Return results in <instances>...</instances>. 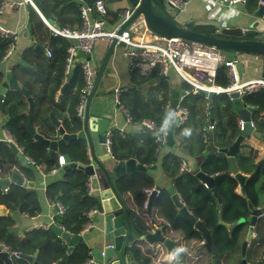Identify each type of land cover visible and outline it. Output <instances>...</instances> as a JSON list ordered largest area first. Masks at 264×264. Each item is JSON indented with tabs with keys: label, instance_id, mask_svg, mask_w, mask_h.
I'll use <instances>...</instances> for the list:
<instances>
[{
	"label": "trees",
	"instance_id": "16d2710c",
	"mask_svg": "<svg viewBox=\"0 0 264 264\" xmlns=\"http://www.w3.org/2000/svg\"><path fill=\"white\" fill-rule=\"evenodd\" d=\"M104 1L108 4L113 0ZM260 2L261 0H246L244 8L247 12L253 13ZM157 3L159 4V1ZM73 4L77 5V2L74 1ZM118 11L120 10L113 13L108 8V13L113 14V21L116 23ZM30 16L34 18V22L32 21L30 26L32 32L38 33L39 39L43 38L42 42L49 43L56 52L54 51L48 60L41 61L48 71L46 72L47 78L40 86L38 80L41 77V72L36 74L20 63L11 65V72L16 75L23 73L24 76H28L29 80L32 79L29 85L23 86L29 95L35 96L31 113L32 124L38 126V134L48 139H56V127L51 121V113L55 114L56 112L63 121L66 131L78 130L80 118L77 116L76 106L79 103L80 90L84 86L83 70L80 62L76 61L63 98L58 101L57 93L67 76L64 66L66 48L70 42L62 37L51 35L50 30L43 26L41 19L34 11H31ZM196 30L199 29L196 28ZM13 41L12 38L0 36V63L6 64L12 59L13 55L4 61L3 56L9 44L14 43ZM21 59L25 60L26 58L22 56ZM4 76V70H0V84ZM156 76L153 74L150 77H144L137 72H132L131 84L126 90L121 91L118 97L120 105L132 123H141L147 120L156 125V130L152 131L145 140V148L142 150L145 151V156L140 157L139 155V161L148 167L153 163L154 154L164 136L168 118L167 106L172 92L166 79L148 85L149 80ZM228 81L225 67L220 64L214 83L218 86H226ZM184 90L188 93L181 98L180 106L187 111V118L183 124L174 127L173 135L179 138L184 154L200 156V158L206 157L204 153L212 156L206 161L203 159L204 162H200L199 166L200 170L207 175L216 176L214 186L222 198L221 208H219L211 190L206 188L195 176L196 172L177 174L181 164L179 157L169 154L164 159L163 166L166 175L174 181V189L177 188V193L182 197L185 205L192 210L194 217L211 231V252L209 253L206 248L202 247L203 238L199 231L193 228V224L178 214L171 200L172 190L161 189L150 209L148 210L144 206L148 196L145 190H150L155 186L153 177L147 171L133 173L135 176L133 183L123 187L122 191L132 200L133 207H135L132 209V213H134L140 228L150 229L159 219L160 225L164 228L163 231L165 230L164 232L170 235L172 240H177L176 248L183 246L187 249V252L181 256L180 260L182 261L179 260V264H209L211 254L214 255L216 264H242L240 245L245 237L248 223L243 222L234 227L230 226L249 214L247 200H250L255 207L264 205V167L254 164L250 156H238L242 164L238 166L237 171L246 175V195L238 194L236 191L238 183L229 171L228 161L214 156L215 151L218 152L221 148L232 144L241 133L240 119L232 100L225 93L215 94L211 97L210 106L214 119V131L213 133L207 132V138L204 140L202 133L206 126V113L209 110V107L206 108L208 99L203 94H192L190 86L186 83H184ZM14 98L16 101L13 103ZM27 101L21 92L12 91L4 99L3 110L13 118V135L16 142L22 146L24 154L34 161V165H44L47 171H50L57 168L58 158L49 155L47 148L43 144L35 142L29 133L27 124L30 109ZM242 102L258 107L259 111H264V88L243 95ZM67 104H69L67 113H63ZM189 129L190 135H186V130ZM117 133L114 129L111 131L112 154L115 153ZM78 142L69 149L68 153L73 161H78L79 158L73 155V150L79 152L83 157L80 160L86 164L84 149ZM136 145L135 141L130 142V149H134ZM113 155L115 156V154ZM117 156L115 157L119 159ZM200 158L198 157L199 161ZM4 165V170L9 173L12 170L13 161L10 159V162ZM22 169L24 175L32 173V167H22ZM87 178L88 176L83 171L70 169L64 173L62 180H55L49 183L46 188L47 198L51 202H59L65 207L64 214L54 218V224L71 234L77 235L84 229L86 223L90 221L86 216L89 210L98 211L100 209L99 199L88 193ZM0 205L12 212L18 210L29 216L36 215L40 210L37 193L19 185L11 186L7 192L0 190ZM219 209L221 220L230 224L229 227L218 224ZM152 210H156L157 219L147 218ZM11 224L12 221L8 216L0 218V242L4 243L11 251H19L24 254H31L39 249L37 257L39 264H53L57 261L59 264H85L90 257L89 249L82 245H78L70 253H66V246L51 228L46 231L34 230L21 239L9 230ZM254 233L255 235L246 250V261L248 264H264V215L256 221ZM54 239L56 241L52 245ZM129 253L134 262L139 264H169L164 260L166 250L156 245L149 247L141 243L131 248ZM0 264L2 263L0 262ZM13 264H28V262L19 258L15 259Z\"/></svg>",
	"mask_w": 264,
	"mask_h": 264
},
{
	"label": "water",
	"instance_id": "95a60500",
	"mask_svg": "<svg viewBox=\"0 0 264 264\" xmlns=\"http://www.w3.org/2000/svg\"><path fill=\"white\" fill-rule=\"evenodd\" d=\"M123 1V0H117ZM159 1V4L157 3ZM125 7L131 10L130 17L123 22L118 33L127 29L134 21L139 20L143 24V31H149L150 33L164 38H180L187 41L203 43L205 45L214 47L222 52H230L237 55L240 52H247L264 57V37L258 36V31L255 30H243L239 26H226L220 21L214 18L199 17L181 22L170 16L163 8L164 2L170 7L165 0H124ZM162 5V6H161ZM172 8V7H171ZM179 13V10H176ZM253 16L263 19L264 17V0H261L258 8L252 13ZM52 24V21H49ZM204 27L212 32L204 30H196V28ZM124 47L123 42H117L114 38L110 41L108 50L98 67L93 87L90 90L84 110L79 117V127L77 131L68 132L61 126L60 122L51 113V121L56 127V139H48L38 134L32 125V111H33V99L29 96L28 92L21 88L15 79L13 73H5L6 79H3L0 84V109L6 96L12 91L21 92L28 100L30 107V115L27 124L29 133L33 136L34 141L43 144L51 155L54 152L62 155L65 164L61 167V172L65 173L70 169H78L83 171L87 176H93L96 169H100L105 176L108 187L100 192V209L96 211L91 219V230L89 231V243H91L90 256L92 260L90 264H135L134 260L130 256V249L134 246H138L141 243L148 245L149 247L158 246L166 250H174L176 241L168 238L163 234V227L151 229H135L133 219L129 218L130 211L127 208L124 200L120 196L115 182L124 184L127 181L129 175L135 172H146L147 167L138 163L135 158V151L132 150L130 156L126 159L116 160L112 151L108 149L106 132L108 130L109 121L113 119L114 109L117 107L116 102L110 103L105 97L97 95L96 90L103 76L105 67L109 62L112 52L115 47ZM41 47L36 44L35 48ZM77 57L90 59V54H84L77 52ZM25 65V63H22ZM238 69L239 79L242 77L244 70L243 64L239 61L236 62ZM71 72L66 76L65 82L60 89V95L64 93L70 82ZM264 78V70L262 73ZM153 83V81H151ZM118 87V84H114L107 94H112ZM201 94L209 98L208 104L211 105V97L215 95L214 92L201 91ZM185 91L173 90L171 92V98L167 106L168 120L165 129V141L166 144L172 146L174 143L173 130L177 126L179 116L177 115V105L181 97L185 96ZM228 97L234 104L235 111L237 112L240 120L243 121V129L236 140L228 147L221 148L220 151L228 156L230 162L229 171L238 183V189L242 196L246 195L245 182L246 175L238 172L235 167V155L240 151V145L246 137L252 136L264 143V132L258 131L255 127H251V113L258 111V108L247 106L242 102L238 92H231ZM96 104V109L91 108V104ZM110 108L109 113H102L101 111ZM211 112V108H209ZM145 129L148 126L142 125ZM76 141H82L87 145L89 163L82 164L73 161L68 151ZM12 157L23 167H29V162L23 151L9 141H0V162L9 163ZM112 162V170H109L105 163ZM258 166L264 167V156L257 162ZM195 176L200 180L203 185L210 189L213 196L218 202L219 208L222 206V198L219 196L215 186L214 178L216 176H210L202 171H197ZM10 183H16L19 185L30 186L32 184L25 182L22 176L17 170L11 171L8 177L0 178V187L6 188ZM161 187L156 185L148 194L146 201V208L149 210L153 200L159 194ZM171 200L176 208L178 214L187 219L193 224V228L201 234L203 241L202 247L211 252V231L204 226V224L194 217L192 210L185 205L181 200L180 195L177 192H172ZM247 206L249 214L237 222L232 224L224 223L220 217V209L218 210V224L225 227H234L240 223L247 222V230L245 237L240 245V261L242 264H248L246 261V250L253 238L255 223L261 216L264 215V205L255 207L250 200H247ZM6 208L0 207V218L6 216ZM136 220V219H135ZM51 229L54 233L60 237L67 245V249L70 250L76 245H82L88 248V242L81 234H71L66 230L51 225ZM37 251L33 254H20V258L28 262V264H39L35 257ZM16 258L11 255L10 249H3L0 246V262L2 264H13ZM182 261V260H180ZM209 264H216L214 255L211 254ZM55 264H59L57 261Z\"/></svg>",
	"mask_w": 264,
	"mask_h": 264
},
{
	"label": "crops",
	"instance_id": "0c3cea01",
	"mask_svg": "<svg viewBox=\"0 0 264 264\" xmlns=\"http://www.w3.org/2000/svg\"><path fill=\"white\" fill-rule=\"evenodd\" d=\"M3 1L4 0H2L1 2ZM74 1L77 2V5L79 6V4L81 3L90 4L89 2H91L92 0H32L34 6L24 0H6V5L2 9V12L0 13V25L12 32V39L14 40L13 41L14 51H13L12 59L8 61L9 64L0 63V70H4L5 73L7 72L12 73L11 65H13L14 63H20L23 67L33 70L36 74H39V72H41V77L38 80L39 81L38 85L40 86L41 83H43L45 79L47 78L46 72L48 71V69L41 63V61H43L44 59L48 60L52 56V53L54 51L56 52V50L52 48V46L49 43L42 42L43 38L39 39L37 35L38 33L34 34L32 32V29L30 28V26L32 25V21L34 22L33 20L34 18L30 16L31 11H34L39 16L43 26L45 27L47 26L45 25L43 19L47 21H52V24H54V26H57V27L70 26L72 28H79L80 23H81L80 15L78 12L77 5L73 4ZM207 1L208 0H187V4L182 11H185L190 3H194L195 7L199 8V11L198 9H192L191 13H188L187 16L177 21L181 22L183 20L199 18V17L214 18L226 26H231V25L239 26L243 30L258 31L259 32L258 36H261L260 32L263 30V27H264V17L263 19H260V18L253 16L252 13H249L245 10L243 4H236L233 6H228L225 3H221L219 0H210V3H208ZM124 7H125L124 0L123 1L113 0L107 4V8H109V10L113 13L114 12L116 13L117 10H121ZM180 12L178 13L179 15L178 18L180 17ZM116 24H117L116 21H113V14L108 13L107 26H106L107 29H110V30L113 29L116 26ZM109 43L110 42L104 40V41H97L93 45L91 62L93 65L92 68L95 71V76H96L98 67L100 66L106 54V51L108 50ZM36 44H39L40 46H42V48L41 47L35 48ZM46 51L51 52L50 57L47 56ZM122 51H123L122 47L116 46L114 48L112 55L109 59V62L107 63L105 67L103 76L101 77V80L96 90V93L98 96L107 98L112 104L114 103V91L112 94H107L106 93L107 90H109L114 84L117 83L118 84L117 88L122 89L123 91V90H126L131 84V73L132 72H129L128 63H127L126 58L123 56ZM231 54L227 53L225 54V56L228 59H232L234 62L239 61L243 64L244 70L242 72V77H241L242 81L263 78L262 77V73L264 70L263 57L256 55V54L247 53V52H240L237 55H234V54L231 55ZM22 56H24L26 59L25 60L21 59ZM22 63H25V65H23ZM69 72H71V76H72L73 66L71 67V70H69ZM153 74H156L157 76L151 78V80H149L148 85L155 84L161 79H166V81L170 84L172 91L179 90V91H185L186 94L188 93V91L184 90V82L172 70H168L166 75H162V74H159L157 71H154L150 76H152ZM14 76H15L17 84L21 88H23L25 84L29 85L30 82L32 81V79L29 80L28 76H24L23 73H18L17 75L14 74ZM71 76H70V79H71ZM95 76H94V79H95ZM150 76H147V77H150ZM4 79H6V77H4ZM65 79L63 83L65 82ZM151 81H153V83H151ZM34 84H33V87H34ZM59 95H60V91L57 93L58 101L63 98L64 93L61 95L60 99H58ZM29 96L32 97V99L34 100L35 96H31V95ZM205 97L209 100L207 96ZM241 100H242V97H241ZM15 101H16V98H14L13 103ZM3 104L0 109V141L5 140V141L13 142L18 147L19 150L23 151L22 146H20L16 142V138L13 135V126H14L13 118L10 116V114H8L7 112H5V110H3ZM28 105H29V102H28ZM208 105L206 106V108L207 107L211 108V106L210 105L208 106ZM246 105L251 106L248 104ZM68 107H69V104L65 106V111L63 113H67ZM251 107L258 108L254 106H251ZM91 108L96 109V104L94 102H92ZM101 112L109 113L110 108L103 110ZM209 112L210 110H208L206 113L207 118H206V126L204 127V130L208 127V125L214 123L213 122L214 119L212 115V108H211V112L210 113ZM53 115L60 122L61 126H63V121L57 116L56 112L55 114L53 113ZM50 118H51V114H50ZM128 118L129 116L123 108L116 107L114 109L113 119L109 121L108 130H107V131H112L114 129L118 132L117 139H116L115 146H114L115 153L113 154H115V156L118 155L117 156L119 158L118 160L126 159L130 156L132 150H134L136 161L142 164L139 161V155L140 157L145 156V151H142V150L145 148V140L149 137L152 130L149 127L148 129H145V127L143 128L142 127L143 124L132 123L130 120H128ZM251 121L253 122L254 127L258 131L264 132V111L258 110L255 113H251ZM166 125H167V122H166ZM33 126L36 132L38 133V130H37L38 126L37 125H33ZM213 131L214 130H210L209 132L213 133ZM173 139H174L173 145L172 146L167 145L165 141V132H164V136L160 142V145L157 147V150L154 154L155 159L153 163L149 167L145 164H142V165L147 167V172L153 177L155 186L158 185L161 187V189L166 188L169 191L172 190L173 192H178L176 187H175L176 190L174 189V181L172 180V178L168 177L165 173L164 166H163L164 159L169 154H174L175 156L180 158L181 164H180L179 172L177 173L179 175V174H184V172L194 173L197 171H201L200 166H199L200 162H204V160L206 161L210 159L212 156L210 154L208 155L207 153H204L206 155V157L204 158L202 157L200 158V156L195 157V156L186 155L184 154V149H182L181 147L179 138L174 137L173 135ZM132 141H135L137 143L134 149H130V142L132 143ZM76 143L77 141L75 142V144ZM78 143L84 149L86 161L87 163H89L90 160L88 157L87 145L83 143L82 141H79ZM251 149H253L254 151H252ZM215 152L216 154H214V156L216 155L215 157L219 159H226L229 163V168H230V162H229L228 156L225 153L221 152L220 150L218 152L217 151ZM51 155L56 156L57 158L59 157V154L55 152ZM73 155L77 156L79 160L83 158L81 157V154H79V152H76L74 150H73ZM238 156H244V157L250 156V159L253 160V163L257 164V162L261 159V157L264 156V143H262L256 138H253L252 136L246 137L240 145V151L235 155V158H234L236 170L238 169V166L242 164V162L238 159ZM25 157L27 158L29 162V167L30 168L32 167V173H30L29 175H24V172L22 169L23 166H21L20 163L17 161V159L14 157H12L13 167L11 171L17 170L19 174L22 176V178L25 180V182L30 183L32 185L28 187V186L19 185L16 183H10L7 186V188L9 189L13 185H19L25 189L34 190L37 193L38 204H39L40 210L36 215L29 216L25 213H21L18 210L12 212L8 208L5 207L6 212H7L6 216H8V218H10L12 221V224L9 227V230L13 234H15L16 237L21 238V239H23L26 235H29L34 230L46 231L47 229L51 228V225L56 226V224H54V218L59 215H63L65 212V207H63L59 202H51L46 196V188L48 184L55 180H62L64 177V173L60 171L61 167L58 166V159H57V168L47 171L44 165H34V163L30 162V160H32L30 159V157L26 155ZM198 157L200 158V161L198 160ZM115 159L117 160L116 157ZM79 160L76 162L85 164L81 160L80 161ZM105 165L109 170H112L113 167H112L111 161L106 162ZM4 168H5L4 163L0 162V178L8 177L11 173V171L9 173L6 172ZM197 168L199 169L197 170ZM54 170L56 171L53 172ZM134 179H135V176L131 174L129 175V177L127 178V181L124 184H120L118 183V181H116L115 185H116V188L120 196L122 197L127 208L130 211L131 216L129 215V218L134 220L133 221L134 228L137 230V229H140L138 226V221L135 220L134 213H132L133 211L132 209L135 207H133L132 200L122 191V188L133 183ZM86 186H87L88 193L96 196L100 200V192L106 189L108 187V184H107L104 174L99 168L95 170V174L93 176H88ZM2 189L3 188L0 187V190ZM7 191H4V192H7ZM236 191L238 194H240L238 186H237ZM157 196H156V199H157ZM180 198L183 201L182 197ZM1 206L2 205H0V207ZM58 206H60L63 209V212H60V209ZM147 216H148L147 218L149 217L154 218V219L158 218L156 210L154 211L152 210V212ZM91 222L92 221L86 223V225L84 226V229L79 233L84 237L86 242H88L89 251L92 246L91 243H89V231L92 228ZM155 222L156 223H154V226L150 228L151 230H154L153 228L155 227L156 228L163 227L162 225H160L159 219L156 220ZM44 226H48V227L45 228ZM59 228H62V227L59 226ZM164 231H163V234H165L166 237L172 239L170 235H167ZM254 235L255 233L253 234V237ZM55 241L56 239L53 240L52 245L54 244ZM174 241H176V244H177V240H174ZM62 242L64 243L62 244L66 246V253H70L76 246L79 245L78 244L74 246L73 248H71L70 250H68L66 243L63 240ZM0 246L3 249L8 248L2 242H0ZM175 248H176V245H175ZM35 251H37V255L35 257V260L37 261L39 249H36ZM170 252L171 250H166V254L164 256V260L167 262H169L167 258ZM91 260H92V257L90 256L85 264H90ZM135 264H139V263L135 261Z\"/></svg>",
	"mask_w": 264,
	"mask_h": 264
},
{
	"label": "built area",
	"instance_id": "2783aa9c",
	"mask_svg": "<svg viewBox=\"0 0 264 264\" xmlns=\"http://www.w3.org/2000/svg\"><path fill=\"white\" fill-rule=\"evenodd\" d=\"M34 6L32 0H24ZM170 7L175 10L182 11L187 0H165ZM228 6L236 4H245L246 0H219ZM210 3V0L207 1ZM6 5V0L0 4V13ZM80 15V27L72 28L70 26L57 27L49 21L44 20L45 25L50 30L51 35L59 36L67 39L70 44L66 48V58L64 70L67 74L73 64L79 60L84 75V86L80 90L79 103L76 106L77 116H81L86 98L93 87L95 71L92 68V52L93 45L97 41H108L116 39L117 42H123V56L128 63L129 72H137L141 76H150L154 71L159 74L166 75L168 70L175 72L179 78L190 86L192 94H201V91L214 92L215 94L238 92L240 97L246 94L253 93L264 88V78L242 81L239 79L236 62L228 59L224 52L205 45L203 43L187 41L180 38H164L156 36L149 31L140 32L137 35L125 29L118 33L120 25L125 22L131 15V10L128 8L121 9L117 13L118 21L113 29H107L108 8L104 0H95L92 4L81 3L78 6ZM264 30V27H263ZM0 36L4 38H12V32L0 25ZM14 46L10 43L5 51L3 60L7 61L13 55ZM82 52L90 54V59L77 57L76 53ZM47 56H51L50 51H46ZM220 64L225 67V72L228 76V84L226 86H218L214 83L217 74V68ZM122 89L114 90V101L117 107L122 108L118 97ZM179 114H181L179 116ZM177 115L179 116L177 126L184 123L187 118V111L180 106V100L177 105ZM130 120V117L128 118ZM131 121V120H130ZM140 124L147 125L152 131L156 130V125L152 121H143ZM251 127H254L253 122H250ZM240 130L243 129V121L239 123ZM214 129V124L208 125L203 131V138L206 140L207 132ZM106 140L108 149L111 150V131L106 132ZM34 163V161L30 160ZM65 160L62 155L58 157V166L62 167ZM54 170L53 172H55ZM7 187L3 191H7ZM149 189L145 192L150 194ZM146 207V202L144 204ZM60 212L63 209L58 206ZM96 213L95 209H91L86 213V216L92 219ZM89 221V222H90ZM47 228L48 226H44ZM19 251H11V255L16 259L20 258ZM169 261V255H168Z\"/></svg>",
	"mask_w": 264,
	"mask_h": 264
},
{
	"label": "rangeland",
	"instance_id": "374dc122",
	"mask_svg": "<svg viewBox=\"0 0 264 264\" xmlns=\"http://www.w3.org/2000/svg\"><path fill=\"white\" fill-rule=\"evenodd\" d=\"M163 8L165 9V11L170 16H172L176 20H180V19L184 18L185 16H187L188 13H191L192 9H198V11H199V8H196L194 3H190L185 11H181L180 12V17L178 18L179 15H178V13H176L177 11L175 9L169 7L166 3L163 4ZM143 28H144L143 24L140 23L139 20H136L132 24H130V26L127 28V30L131 33V35L134 36V35L139 34L142 31ZM198 29L199 30H204V31H207V32H212L211 29L207 30L204 27H199ZM260 33H261V36L264 37V30H262ZM227 53L231 54L230 52H227ZM227 53H225V54H227ZM231 55H233V54H231ZM231 55H229V56H231Z\"/></svg>",
	"mask_w": 264,
	"mask_h": 264
},
{
	"label": "clouds",
	"instance_id": "9594fccd",
	"mask_svg": "<svg viewBox=\"0 0 264 264\" xmlns=\"http://www.w3.org/2000/svg\"><path fill=\"white\" fill-rule=\"evenodd\" d=\"M186 135H190V129L186 130ZM187 252V249L183 246L175 248L169 253V264H179L181 256Z\"/></svg>",
	"mask_w": 264,
	"mask_h": 264
},
{
	"label": "flooded vegetation",
	"instance_id": "af4514ba",
	"mask_svg": "<svg viewBox=\"0 0 264 264\" xmlns=\"http://www.w3.org/2000/svg\"><path fill=\"white\" fill-rule=\"evenodd\" d=\"M210 263V262H209Z\"/></svg>",
	"mask_w": 264,
	"mask_h": 264
}]
</instances>
